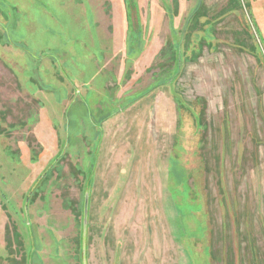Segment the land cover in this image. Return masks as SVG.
<instances>
[{
	"label": "rangeland",
	"instance_id": "1",
	"mask_svg": "<svg viewBox=\"0 0 264 264\" xmlns=\"http://www.w3.org/2000/svg\"><path fill=\"white\" fill-rule=\"evenodd\" d=\"M0 264H264V0H0Z\"/></svg>",
	"mask_w": 264,
	"mask_h": 264
},
{
	"label": "trees",
	"instance_id": "2",
	"mask_svg": "<svg viewBox=\"0 0 264 264\" xmlns=\"http://www.w3.org/2000/svg\"><path fill=\"white\" fill-rule=\"evenodd\" d=\"M199 7L200 8L197 10V14L201 13V11L203 10V7H201V5ZM197 14L194 16L193 19H191L192 24L196 21L195 19L197 18Z\"/></svg>",
	"mask_w": 264,
	"mask_h": 264
}]
</instances>
